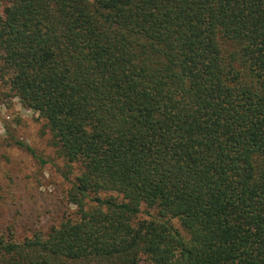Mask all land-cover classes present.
<instances>
[{
    "label": "trees",
    "instance_id": "trees-1",
    "mask_svg": "<svg viewBox=\"0 0 264 264\" xmlns=\"http://www.w3.org/2000/svg\"><path fill=\"white\" fill-rule=\"evenodd\" d=\"M6 98L80 172L0 264H264V0H0Z\"/></svg>",
    "mask_w": 264,
    "mask_h": 264
},
{
    "label": "rangeland",
    "instance_id": "rangeland-1",
    "mask_svg": "<svg viewBox=\"0 0 264 264\" xmlns=\"http://www.w3.org/2000/svg\"><path fill=\"white\" fill-rule=\"evenodd\" d=\"M16 141L26 143L49 163L41 165ZM70 171V179L80 172L58 158L37 113L17 98L0 102V234L21 242L72 215L76 209L67 201L70 182L64 178ZM175 226L181 228L177 221Z\"/></svg>",
    "mask_w": 264,
    "mask_h": 264
}]
</instances>
